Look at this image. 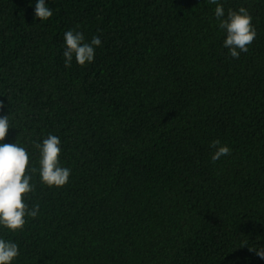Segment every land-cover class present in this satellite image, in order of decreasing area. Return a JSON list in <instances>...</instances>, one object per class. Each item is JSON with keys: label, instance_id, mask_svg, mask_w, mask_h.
<instances>
[{"label": "trees", "instance_id": "trees-1", "mask_svg": "<svg viewBox=\"0 0 264 264\" xmlns=\"http://www.w3.org/2000/svg\"><path fill=\"white\" fill-rule=\"evenodd\" d=\"M245 7L256 37L233 59L212 0H0L5 143L60 138L70 169L42 184L13 264H264V0ZM100 37L94 61L63 64V33ZM231 152L212 162L210 144ZM27 171V166H26Z\"/></svg>", "mask_w": 264, "mask_h": 264}, {"label": "clouds", "instance_id": "clouds-1", "mask_svg": "<svg viewBox=\"0 0 264 264\" xmlns=\"http://www.w3.org/2000/svg\"><path fill=\"white\" fill-rule=\"evenodd\" d=\"M29 3H33V0H29ZM212 3L215 4L213 15L217 27L225 34L222 46L227 48L233 59H238L240 53L249 50L248 46L256 37L252 17L243 6L225 10L218 0H212ZM33 12L40 22L52 15L47 0H34ZM63 42L62 56L66 68L71 67L73 59L82 67L92 63L96 48L101 46L99 36L93 35L86 40L83 32L73 29L63 33ZM10 125L8 114L0 115V229L16 232L23 228L26 218H35L40 211L38 203L29 206L26 202L28 194L34 191V184L30 182L32 174H38L40 182L48 187H62L69 181L70 169L62 166L59 159L61 141L51 133L35 143L39 155L38 167L32 166L25 147L3 142ZM210 147L213 149L210 154L212 162L231 152L230 147L219 140L212 141ZM253 249L257 256L264 259V248H249ZM19 254L18 244L0 235V264H13Z\"/></svg>", "mask_w": 264, "mask_h": 264}]
</instances>
